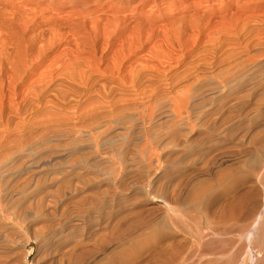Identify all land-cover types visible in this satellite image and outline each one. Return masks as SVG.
I'll return each instance as SVG.
<instances>
[{
  "label": "bare ground",
  "instance_id": "obj_1",
  "mask_svg": "<svg viewBox=\"0 0 264 264\" xmlns=\"http://www.w3.org/2000/svg\"><path fill=\"white\" fill-rule=\"evenodd\" d=\"M43 1H0V12L3 16L0 19V32L4 35L1 37L4 38L0 39V108L4 101L11 105L18 95L27 93L25 89L19 90V86L28 85V88L30 86L43 90L57 81L64 70L71 71L72 80L79 86L88 87L92 84L91 73L88 72L91 68L96 71L101 69L103 73L115 74L119 76L121 82L125 83L127 77L124 74L125 71H121V67L124 66L126 56L134 55L131 50L136 43L128 41L131 39L138 41L141 33L147 31L145 20L142 22L139 20L136 23L137 21L134 19L129 20L125 18L126 16L124 17L123 13L121 14L126 5L136 0H104V4L101 5L103 8L106 7L105 10L90 9L87 4H84L90 3L91 0H65L66 2H62V7L71 8L66 14H62L57 8L58 0H54V2L50 0L51 3H47V5H43ZM100 1L92 0L89 6L99 4ZM200 1L209 6L215 5L218 1L223 2V4H219L220 9L225 8L226 5L231 7L229 13H221L217 21L219 20V32L232 35L231 41L228 43L230 46L227 45L228 40L220 44L221 48L225 47L222 53L220 49V56L204 57L200 70L191 67L188 73L191 81L188 91L186 90V94L178 101L171 99L173 104L171 110H174L175 115L179 114V109L186 112L185 120L187 122L184 121V123L188 124L189 129H185L187 131L185 133L189 135L194 132L195 125L197 126L193 121L194 117H199L202 113L194 114L196 109L205 108L215 104V101H220L221 105L215 106L216 111L211 112L212 115L221 117V114L228 112V115L226 114V117L220 120L218 117V119L215 117L210 119L209 117L213 116H207L206 119L210 120L205 122L202 118L205 123H201L202 129L198 131L197 135L187 140L189 143L186 142L187 144L182 146L184 149L179 148L180 143H184L183 141L176 142V148L174 152L172 151L178 159L177 157L181 155L179 153L183 150L182 155H186L190 168L199 164V168L196 167L203 177L197 182L194 180L195 184L193 183V185H182L184 183L169 185L171 182L168 181V185L135 186L140 190L143 199L137 203L135 211L132 208L133 212L130 211L132 213L126 214L124 219L121 216L123 223L120 221L122 228L120 235H117L119 238L113 239L117 246L113 248L112 245L115 246V243L112 244L109 240L107 247L110 244L112 247L109 246L111 248L105 256H102V260L101 256H98L101 261L95 263L94 260L99 252H94L96 255H90L91 257L86 260L84 258L83 262L79 261L82 259L80 257L82 254L77 253L78 248L81 247L79 244L78 248L76 246L72 248L71 255L75 256H73L74 264H92V262L95 264H264V37L254 38V35H251L256 30L264 29V0ZM196 2L193 4L194 6H196ZM136 3V7L142 8L148 5L150 10H156L160 6L169 8L173 4L171 0H137ZM190 6L185 5L182 13L159 11L158 16L163 21L166 20L164 24L172 30L176 38L198 31L201 23L209 21L206 13L212 9H205L206 11L200 15L192 14V12H190L191 14L185 13L188 11L187 7ZM6 7L13 10L6 12ZM47 12L56 14V17L58 14L66 15L67 19L65 21L62 19L63 23L60 22V19L59 22H52V15L48 16ZM38 18L42 25L38 30L33 29L34 32L28 43V37L25 38L26 31ZM4 23H9L15 28L9 26L8 29H1ZM243 29H246V33L249 35L242 36L241 30ZM119 38L125 40L124 43L128 45L126 49L123 46L124 43L118 46ZM70 41L73 42L72 47ZM62 42L65 43L63 50L61 49L60 52L48 59L53 47ZM233 45H238V48L233 49ZM226 46L229 48L226 49ZM73 48L76 51L87 49L93 57L99 53V61L96 63L91 58L87 61L82 60L85 61L83 63L85 66H83L74 58ZM153 49L154 47L149 50V55L154 52ZM170 54L172 55V52ZM170 54L164 55L165 61L163 60L161 63L162 67L170 66ZM44 63L46 66L38 67L39 64ZM135 66H128L130 68L126 72L129 75L134 74ZM210 79L213 80V85L209 84L208 80ZM194 80L201 82V84L197 83L200 84L198 89H202L199 93L203 95H201L203 99L201 104L200 102L195 104L197 95H194L195 88L193 85L191 86L192 83H196ZM32 91L34 90L32 89ZM117 101L121 102L120 99ZM20 104L19 101L16 102L14 108L16 113H18L17 107ZM106 104H110L107 117L117 119L114 121L119 123L120 111L112 108L116 103L108 101ZM205 112L207 111L205 110ZM180 113L182 114V112ZM103 135L99 133L93 136L102 138L105 136ZM50 157L54 161L55 158L61 159L62 156L59 153L57 156ZM53 161L52 163H54ZM44 162L42 163L44 164ZM214 167H218V169L213 170ZM183 178L188 180L191 175L186 174ZM156 201L161 202V205H157ZM155 202L156 205H153ZM76 213L78 212L76 211ZM82 218L80 219L82 220ZM70 222V218H65L59 226L60 230H57L62 233L67 229L64 227L65 224L72 226ZM68 229L71 230L70 227ZM87 251H85L86 254ZM104 251L107 250L104 248L100 252Z\"/></svg>",
  "mask_w": 264,
  "mask_h": 264
},
{
  "label": "rangeland",
  "instance_id": "obj_2",
  "mask_svg": "<svg viewBox=\"0 0 264 264\" xmlns=\"http://www.w3.org/2000/svg\"><path fill=\"white\" fill-rule=\"evenodd\" d=\"M64 1L58 0L56 3L62 14L71 10V8L62 7ZM105 1L101 0L99 4L91 6L89 5L92 0L89 1L90 3L84 4H87L90 9L105 10L106 7L103 8L101 5ZM171 1L173 4L169 8L165 7V9L160 6L156 10H150L148 5L142 8L136 7V0L126 5L121 12L124 17L126 16L125 18L134 19L137 21L136 23L139 20L141 22L145 20V28H147V31L141 33L138 41L132 39L128 41L136 43L131 50L134 55L126 56L124 66L121 67V71H125L124 74L127 77L125 83L121 82L119 76L115 74L103 73L101 69L96 71L91 68L87 70L91 73L92 84L88 87L79 86L72 80L71 71L64 70L60 78L45 89L30 86L28 88V85L19 86V90L25 89L27 93L18 95L19 98L17 97L11 105L6 104V101L3 102L0 108V264H74L75 256L71 254L72 248L75 246L77 248L81 246L78 248L80 251H76L78 254H82L80 256L82 259L79 261L83 262L99 252L94 261L95 263L100 262L103 259L102 256H105L112 246L113 248L117 246L114 241L119 238L123 217L126 214L129 215L132 208L135 211L137 203L143 199L140 190L135 186L168 185L169 182H171L169 185H181V183H184L182 185H193L195 181L202 179L203 175H200L199 169L197 170L199 164H196L197 167L194 165L190 168L186 155H182L183 150L179 153L181 155L180 158L177 157L178 159L172 151L174 152L178 142L185 143H180V149L189 143L187 140L197 135L198 131L202 129L201 125L209 118L215 117L211 112L216 111V107L221 105V102L215 101V104L210 105L211 107L206 106L195 110L194 114L202 113L199 117H194L193 121L197 126L195 125L194 132L189 135L185 133L189 129L188 124H185L187 122L185 120L186 112L179 109L182 114L179 112L178 115H175L174 110H171L173 109L172 100L178 101L188 91L191 82L188 73L192 66L194 69H201L204 57L220 56L225 48L220 47L223 41L227 42L228 40L227 45L230 46L228 43L231 41L232 35L219 32V20L217 21V19L221 13H229L231 7L226 5L225 8L220 9L219 4H223L220 1L213 6L199 2V0ZM194 1H197L195 4L197 7L193 5ZM51 2L44 0L43 5ZM166 2L168 4V1ZM187 4L191 5L187 7L188 11L185 12L187 14L192 12V14L200 15L206 11L205 9H212L206 13L209 21L201 23L198 31L176 38L172 30L164 24L166 20L163 21L158 16L159 11L182 13L183 7ZM9 10L13 9L6 7L5 11L11 12ZM46 14L52 15V22L61 20L60 22L63 23L67 19L66 15L62 14H58V17L50 12ZM102 16L107 17L104 14ZM2 17V12H0V19ZM41 25L38 18L26 31L25 38L28 37V43L34 30H38ZM9 26L15 28L9 23H4L1 29H8ZM246 32V29L241 30L242 36L245 34L247 36ZM14 33L17 34L15 31ZM263 34L264 29H259L251 35H254V38H262ZM2 35L3 33L0 32V39L4 38H1ZM119 39L118 46L125 41ZM64 46V42L54 46L48 59L60 52L61 49L63 50ZM70 46H73L72 41H70ZM123 46L125 49L128 47L126 43ZM228 46L226 49L229 48ZM237 46L233 45L232 48L237 49ZM152 47H154V52L149 55V50ZM79 50L76 51L73 48V56L81 65L85 66L83 63L90 58L94 59L96 63L99 61V53L93 57L87 49ZM165 54L171 56L170 66L166 68L161 66L163 60L165 61ZM139 63L141 64L139 65ZM127 65L133 67L136 65L134 74L129 75L126 72L130 68ZM44 66L46 63L38 65V67ZM195 82L191 84L197 92L196 94L194 92V95H197L195 104H199V102L201 104L203 95L199 93L202 89H198L201 82L199 80ZM208 82L210 85L214 84L211 79ZM115 98L120 99L121 102ZM255 98L257 99V97ZM18 101L21 104L17 107L18 113H16L14 108ZM108 101L116 103L112 108L120 111L119 123L115 122L117 119L107 117L110 105L106 104ZM205 110L209 112L207 113ZM227 113L215 118L218 117L220 120L226 117ZM207 116L213 117L206 119ZM178 118L181 119L178 120ZM121 121L122 123H120ZM198 123L200 124L198 125ZM99 133L105 136L103 135L102 138L93 136ZM57 153H60L62 157L58 158L59 160L55 158L56 161L55 159L53 161L50 156H57ZM43 161H45V165L42 163ZM181 161H184L185 165ZM151 164L152 166H150ZM169 166L170 169H168ZM214 168L213 170L218 169V167ZM194 170L196 171L193 172ZM176 173H179L180 176ZM186 174L191 175V178L185 180L183 177ZM194 174L196 175L194 176ZM196 176L200 178L197 180ZM190 180L195 181L191 182ZM156 202L157 205H161V202ZM156 202L153 205H156ZM122 210H125V213ZM79 217H83L82 220ZM65 218H70L72 226L65 224L64 227L67 229L60 233L59 226ZM108 241L112 244L115 243V246L110 244L111 247H107ZM101 248H105L107 251L100 252L103 251ZM87 249L89 250L87 251ZM83 251H87V254ZM98 256H101V260ZM95 263L92 262V264Z\"/></svg>",
  "mask_w": 264,
  "mask_h": 264
}]
</instances>
